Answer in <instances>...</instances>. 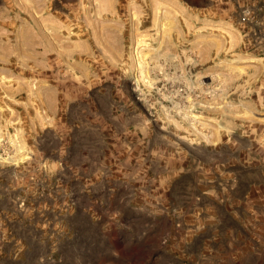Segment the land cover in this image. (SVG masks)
<instances>
[{
	"label": "rangeland",
	"instance_id": "374dc122",
	"mask_svg": "<svg viewBox=\"0 0 264 264\" xmlns=\"http://www.w3.org/2000/svg\"><path fill=\"white\" fill-rule=\"evenodd\" d=\"M245 3L0 0V264H264Z\"/></svg>",
	"mask_w": 264,
	"mask_h": 264
},
{
	"label": "built area",
	"instance_id": "2783aa9c",
	"mask_svg": "<svg viewBox=\"0 0 264 264\" xmlns=\"http://www.w3.org/2000/svg\"><path fill=\"white\" fill-rule=\"evenodd\" d=\"M237 18L250 40L264 42V0H247L239 5Z\"/></svg>",
	"mask_w": 264,
	"mask_h": 264
}]
</instances>
